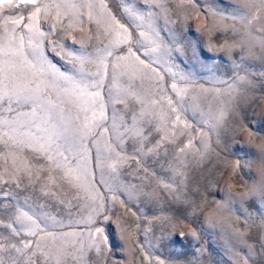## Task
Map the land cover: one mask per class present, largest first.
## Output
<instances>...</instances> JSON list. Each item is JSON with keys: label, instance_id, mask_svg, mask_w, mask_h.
I'll use <instances>...</instances> for the list:
<instances>
[{"label": "rangeland", "instance_id": "obj_1", "mask_svg": "<svg viewBox=\"0 0 264 264\" xmlns=\"http://www.w3.org/2000/svg\"><path fill=\"white\" fill-rule=\"evenodd\" d=\"M43 2L50 6L49 12L42 13V16L47 17L41 20V27L45 31L56 22L57 11H62L57 9L56 4L61 2L85 5L91 3L95 12L104 14L105 21L100 25L86 23L83 28L77 25L67 32L57 29L47 35V42L67 43L75 49L84 43L89 46L90 51L104 48L115 38V33L104 34L110 23L107 13L111 10L121 23L143 41L140 53L150 50L148 40L139 36L141 32L151 36L146 24H141V21L123 14L124 2L127 0L124 2L122 0H43ZM101 2L107 5V8L101 9ZM138 2L140 4L138 7L143 8L144 0ZM184 2L186 3L187 0ZM160 3L167 11L154 7L151 27L159 33L167 47L170 49L174 47L171 58L153 54V59L157 60V63L152 65L156 68V74L141 71L142 66L135 61L122 62V66L128 72H136V83L142 87L146 111L154 115L168 113V99L172 98L174 105L177 99L170 88L172 83H176L178 88L187 87L193 92H199L200 89H208V91L200 93L201 103L197 111L193 112L185 105L187 110L180 112L181 124L169 127L168 138L164 139L153 153L144 155L142 163L139 156L135 158V162L132 160L131 142L125 140L123 147L129 155L125 161L117 164L121 173L118 177L119 183L136 185L144 192L155 189V196L137 195L129 199L126 190L124 194L117 190L113 200V192L109 191L108 186L115 187L117 182L112 178L109 165L116 161L104 159L103 165L97 167L95 147L88 153L90 159L87 169L91 174L90 180H81L75 173L65 175L63 171L56 169L57 163L61 168L65 167V162L59 158L55 161L37 163L31 159L29 149H5L0 144V178H2L0 179V220L5 224L9 223L10 213L16 208L27 210L25 205L38 208L41 213L47 212L63 223V227L55 229L56 234L76 233L66 238L62 236L63 243L69 246V250H72V245L79 246L81 240L87 246L90 243L88 238L90 231L95 239V227L105 228L104 235L109 237L107 246L110 252L115 253L112 257L114 264H153V262L155 264L161 262L163 264H235L233 252H239L242 257L240 264H264V248H261L258 242L262 236L261 228H264L258 211L261 207L258 198L249 197L242 203L238 198L231 206L232 213L225 214L222 219L223 227L214 228L206 222L209 209L226 200L229 186H232L233 194L244 193L247 191V186L253 185L259 179L255 164L251 167H243L233 175L231 167L224 171L218 161L223 158L239 159L242 164H246L259 158L255 149L245 143L248 132L238 133L236 129L240 124L247 125L259 139H264V59L260 58L264 56V51L260 56L246 57L241 61L239 48L233 49L231 55L220 50L225 45L237 43L244 31L242 25L231 19L221 21L225 25V30L213 34L209 41L207 25L216 19L209 14V8L217 9L228 17L239 0H197L196 7L200 14L191 12V19L187 23H182L185 12L179 7L180 0H160ZM80 11L84 13V19L87 21L89 9L84 7ZM259 15L264 18V9ZM61 20L66 26L69 16L62 15ZM201 24H205V28L197 32L195 28H199ZM137 25L141 26L137 27ZM232 26H235L239 32L234 33ZM261 29H264V23H253V31ZM73 38L76 41L75 45H72ZM209 43L215 45L218 50L212 51L208 47ZM135 50L134 44L133 51ZM50 58L61 71L68 69L67 63L60 58L51 53ZM141 58L148 62L146 57L141 55ZM111 59L110 57L109 60ZM233 61L240 64L243 70L234 68ZM209 68L212 69L211 73ZM237 72L241 76H247L256 85L254 91H249L246 96H240L238 99L229 96L227 85L212 80L214 74L230 81ZM172 73L179 75L174 77ZM180 75L189 77L194 83L189 84L180 80ZM158 77H163L159 85H157ZM230 100L233 110L226 116L225 124L213 131L214 116L221 108L227 107ZM175 106L179 111V105ZM185 123L191 128H185ZM180 132L186 134L181 136ZM164 136L163 131L149 136L147 147H153L155 141ZM172 138L176 139L175 144L170 142ZM110 139L111 133L101 130V143ZM189 139L192 141L191 146L186 148L184 153H180L179 148L188 144ZM205 141L208 145L207 151L203 147ZM85 145H88L87 140ZM68 166L74 168L75 163L69 160ZM49 168L52 170L49 171ZM222 171L224 175H221ZM49 177L52 179L50 180ZM5 180L9 183L4 184ZM17 183L20 184L19 188L16 186ZM49 191L55 193V196H46L45 193ZM8 192H11V195H6ZM97 195L104 197L103 201H100L103 203V215L97 217L95 224L91 226L80 223L82 220H87L92 210L97 207V202L92 199ZM61 200L65 202L60 203ZM195 205H200L201 208L194 210ZM249 213L252 219L247 218ZM106 223L108 225H105ZM224 229L229 233L235 230L244 232L246 243L237 244L232 248ZM193 231L196 236L192 235ZM0 233L8 236V230H5L3 225H0ZM181 233L184 235L181 236ZM10 239L15 243L20 238ZM148 252L151 257L150 260L145 261L143 255ZM250 252L251 259L248 258ZM17 255L10 250L0 253V258L5 264H12L11 257ZM89 257L95 259V253L87 252L80 264H88ZM16 264L21 262L16 261ZM61 264H76V262L68 258L62 259Z\"/></svg>", "mask_w": 264, "mask_h": 264}, {"label": "snow or ice", "instance_id": "obj_2", "mask_svg": "<svg viewBox=\"0 0 264 264\" xmlns=\"http://www.w3.org/2000/svg\"><path fill=\"white\" fill-rule=\"evenodd\" d=\"M138 5H140L138 0H127L124 2L123 14L141 21V24H146L149 28L150 37L144 32L139 34L140 37L148 40L151 46L150 50L143 53H140L143 41L121 23L111 10L107 13L110 23L104 34L115 33V38L108 46L90 51L89 46L84 43L75 49L67 43L47 42L46 37L57 29L67 32L77 25L83 28L86 23L96 25L104 23V14L95 12L93 4L57 3V9L62 11H57L56 22L45 31L41 27V20L47 17L42 16V13L49 12L50 6L43 0H0V144L3 148L29 149L31 159L37 163L55 161L59 158L65 162V167L61 168V165L57 163L56 169L63 171L65 175L75 173L81 180H90L91 174L87 169L90 159L88 153L95 147L97 167L103 165L104 159L116 161L109 165L112 178L117 182L115 187L108 186L109 191L113 192V200L117 190L121 191V194H124L126 190L129 199L137 195L155 196V189L144 192L136 185L119 183L118 177L121 173L117 164L125 161L129 155L123 147L124 142L126 139L131 142L132 160L135 162V158L139 156L142 163L144 155L153 153L161 142L168 138V128L181 124L180 112L187 110L185 105L193 112L199 109L200 93L207 92L208 89L193 92L187 87L178 88L176 83H172L170 88L177 98L175 105H179V111L172 98L167 101L168 113L154 115L146 111L142 87L136 83V72H128L122 66V62L135 61L142 66L141 71L156 74V68L152 65L156 64L157 60L153 59V54L170 59L174 47L171 49L167 47L159 33L151 27L153 8L159 7L162 11H167L160 0H144L143 8ZM196 5L197 0H187L186 3L180 0L179 7L185 12L182 23H187L191 19V12L200 14ZM84 7L89 9L87 21L84 19V13L80 11ZM100 8L105 9L107 5L101 2ZM70 9L75 11L70 12ZM262 9H264V0H239L231 15L225 17L222 12L210 7L209 14L216 19L207 25L209 41L213 34L225 30V25L221 21L231 19L242 25L244 31L237 43L225 45L220 50L231 55L233 49L239 48L241 61L246 57L260 56V53L264 51V29L253 31V23H264V18L259 15ZM119 11L118 9L117 12ZM62 15L69 16L66 26L62 23ZM140 26L137 25V27ZM204 28L205 24H201L195 29L199 32ZM232 31L239 32L235 26H232ZM75 44L76 41L73 38L72 45ZM134 44L135 51H133ZM208 47L212 51L218 50L211 43ZM50 53L67 63L68 69L61 71L53 63ZM141 55L147 58V63ZM110 57L111 60H109ZM260 58L264 59V56ZM233 67L243 70L235 61H233ZM211 72L212 69L209 68V73ZM172 75L175 77L179 74L172 73ZM179 78L186 83H194L187 76L180 75ZM161 80L163 77H158L157 85ZM212 80L215 83L227 85V93L236 99L246 96L249 91H254L256 88L251 79L239 75V72L230 81L214 74H212ZM160 90L163 91V89ZM232 110L233 104L230 100L228 106L221 108L214 116L213 131L225 124V118ZM149 125L151 127H148ZM146 128L147 131H145ZM185 128L190 129L191 126L185 123ZM101 130L110 132L111 139L103 140L101 143ZM162 131L165 132V136L156 140L153 147H147L149 136ZM236 131L248 132L245 143L255 149L259 158L246 164H242L239 159L228 158L220 159L218 162L224 171L231 167L233 175L241 168L255 164L259 179L253 185L247 186V191L244 193L233 194L232 186H229L226 200L212 208L211 215L207 217L206 222L214 228L223 227L222 219L225 214L232 213L231 206L238 198L242 203L249 197L259 199L261 207L258 211L261 224H264V139H259L257 134L244 124L238 125ZM185 134V132L179 133L181 136ZM170 142L175 144L176 139L172 138ZM191 144L192 141L189 139L188 144L179 148V152L184 153ZM203 147L205 151L208 150L206 141L203 142ZM69 160L75 163L74 168L68 166ZM224 171L221 175H224ZM29 176H31L30 172ZM49 179L52 178L49 177ZM3 183L7 184L9 181L5 180ZM16 186L19 188L20 184L17 183ZM6 195H11V192ZM45 195L54 197L55 193L49 191ZM92 199L97 202V207L92 210L87 220L80 221L89 226L95 224L96 218L103 215V203L100 201H103L104 197L97 195ZM25 207L27 210L16 208L11 212L8 216L9 223L5 224L3 220H0V225L8 230V236L0 233V253L10 250L17 253V256L11 257L12 264H16V261H20L21 264H53V262L61 264L62 259L68 258L80 264L89 251L95 253V259L89 257L88 264H105V261L107 264H114L112 257L115 253L110 252L107 246L109 237L104 235L105 228L95 227V239L90 231L88 237L90 243L87 246L81 240L79 246L72 245V250H69V246L63 243L62 236L66 238L76 233L56 234L55 229L64 226L61 221H57L47 212L41 213L38 208L27 205ZM199 208H201L200 205L194 206V210ZM247 218L252 219L251 213ZM224 231L232 248H235L237 244L246 243L244 232L235 230L229 233L227 229ZM261 232L262 236L258 242L261 248H264V228H261ZM180 235L183 236L184 233ZM192 235L196 236L195 231ZM10 238L20 239L12 243ZM232 255L235 264H240L242 257L239 252H233ZM150 257L149 252L143 255L145 261L150 260ZM248 258L251 259V252ZM0 264H5L2 258H0Z\"/></svg>", "mask_w": 264, "mask_h": 264}, {"label": "clouds", "instance_id": "obj_3", "mask_svg": "<svg viewBox=\"0 0 264 264\" xmlns=\"http://www.w3.org/2000/svg\"><path fill=\"white\" fill-rule=\"evenodd\" d=\"M211 213H212V209H209V215H211Z\"/></svg>", "mask_w": 264, "mask_h": 264}]
</instances>
